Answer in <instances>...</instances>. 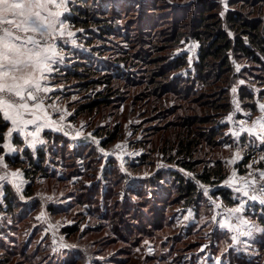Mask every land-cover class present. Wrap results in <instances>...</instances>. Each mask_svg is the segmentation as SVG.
Wrapping results in <instances>:
<instances>
[{
  "label": "rangeland",
  "instance_id": "374dc122",
  "mask_svg": "<svg viewBox=\"0 0 264 264\" xmlns=\"http://www.w3.org/2000/svg\"><path fill=\"white\" fill-rule=\"evenodd\" d=\"M104 1L94 9L108 10L115 30L101 37L88 33L99 31L95 24L75 25L69 17L75 8L94 6L91 0L83 6L77 0H46L45 11L39 9L44 27L35 32L32 26L24 32L2 25L38 43H29L31 60L24 57L31 66L3 78L21 85L30 79L20 89L24 98L0 93L13 105H0L9 122L0 155V264H264V70L241 51L230 50L236 73L223 85L230 107L219 117L211 103L203 106V99L218 92L217 83L215 88L203 86L211 93L195 104L196 113L207 118L198 126L204 135L194 147L195 169L183 167L169 160L183 136L172 125L181 110L170 111L191 101L176 97L175 82H170L163 95L173 98L155 109L156 99L146 95L147 80L153 69L178 56L188 60L179 73L195 72L202 43L191 30L199 0ZM204 1L216 2L232 40L236 29L228 12L257 16L264 24V1ZM174 16L180 25L174 24ZM143 22L149 32L143 31ZM173 29L169 43L161 39ZM141 45L143 53L160 61L138 58ZM75 69L82 74L75 75ZM206 75L213 79L215 73ZM202 84L196 82V95ZM28 91L36 98H29ZM246 91L254 93L253 106L241 95ZM93 101L96 106L90 108ZM169 120H174L172 126L154 131ZM55 135L62 141H54ZM111 135L115 137L109 141ZM39 146L49 158L43 174L32 177L27 160H10L22 157L25 147L35 153ZM204 168L224 178L205 182L197 175ZM172 171L196 182L202 194L198 202H187L180 194ZM6 186L14 196L9 207ZM219 187L230 191L232 203L215 194ZM65 226L78 230L66 233Z\"/></svg>",
  "mask_w": 264,
  "mask_h": 264
},
{
  "label": "trees",
  "instance_id": "16d2710c",
  "mask_svg": "<svg viewBox=\"0 0 264 264\" xmlns=\"http://www.w3.org/2000/svg\"><path fill=\"white\" fill-rule=\"evenodd\" d=\"M89 0H77L76 5L77 6H83V5H89ZM91 4H94V6H91L90 9L97 8L96 6L102 4V2H105L104 0H91ZM247 1H254V0H247ZM264 1V0H259ZM199 6H196L197 10L193 14L194 23L192 26V32L191 34L198 39L201 44V51L200 56L197 62L195 63L196 70L195 72L184 75L183 73H179L180 68L183 66L188 65L187 58L178 56L175 58H169L167 62H165V67H168V70L164 68L157 67L153 69V72H151L147 82H149L147 94L148 96H152L154 99H156V103L154 104L152 100V106L157 109V107L164 108V104L167 102L165 100H169L170 98H173L172 95L170 96H164L163 93L166 92L163 87H165L166 83L175 82L174 86H176V93H173L176 97H179L181 100H190V104H177L178 107H174L171 113L175 114V110H178V108L181 110L177 115L179 116L178 121L169 120V124L164 125H158L155 127L154 131L156 130H164L168 128L169 126H179L178 134L183 133V136L179 138L177 144L180 145L177 148V153L174 156H170L169 159L172 162L179 163L181 166L186 167L188 169H195L194 161L192 159V155L194 151L196 150L194 147L200 143V136L204 135V133L199 130L198 126L200 124H203L207 118L204 114L196 113V101L199 100V96H208V89H203V86L205 84L211 85L214 88L216 87L217 83V93L214 96H209L210 98H205L199 101L203 106L210 104V108H212L216 113H218V116L220 117L224 113H226L228 110L229 103L224 99L226 94H223V85L229 81L231 77L236 73L232 69L234 68L231 58H230V50H239L241 53H243L246 57H250L252 61H254L256 64H260V67L264 70V24L260 18L257 16H252L251 18L246 17L245 15H241L237 12L232 13V11L228 12L229 20L232 24V28L236 29V38L232 40V38L229 36L227 31L222 26V18L216 11L217 4L216 2H205L204 0H199ZM123 6V5H120ZM151 8V7H150ZM199 8V9H198ZM90 9H82L80 7L74 9V14L70 15L71 22H73L75 25H83L85 27H91V24H95L98 28V32H95L96 30L89 29L88 33L89 35L93 34L94 36H103L107 35L108 33H113L115 30V23L114 18H109L108 16V10H102L98 13V10H93L92 13ZM77 11V12H76ZM102 14V15H100ZM183 14L182 16H184ZM187 15V14H186ZM174 18V24H178V19L176 16ZM156 21V20H155ZM145 25H147L145 23ZM143 31L149 32V29L151 28L149 24L147 26H144L143 22ZM175 29V27H173ZM177 28V27H176ZM169 36H162L161 39L165 40L166 42H170L172 38H174L172 35H174V30ZM178 33V32H177ZM93 36V37H94ZM92 37V36H90ZM124 38V36H122ZM161 39H159L161 41ZM146 40H150L146 39ZM150 44L151 41H145ZM144 42V43H145ZM140 42H136L135 44H138ZM134 45V44H133ZM154 46H157L158 44H153ZM129 46V44H128ZM152 46V44H151ZM159 47H162L159 46ZM144 46H139V51L137 53V57L142 59V61L145 60V62H156L160 61L159 57L156 56H150L149 57L143 53ZM135 53V52H133ZM148 53V50H147ZM128 57H125L124 59H127ZM210 58L214 59L211 60ZM144 59V60H143ZM126 61V60H125ZM214 64V65H213ZM215 66L216 70L214 71L213 67ZM122 67L118 68L117 73L119 74L121 72ZM121 69V70H120ZM212 70L213 73H215L214 78L211 79V75H206V72ZM166 71H169L167 73ZM232 72V73H231ZM127 73V72H124ZM123 73V74H124ZM195 73V74H194ZM74 74L77 76H80L82 72L75 69ZM167 74L168 80H165V75ZM194 74V76H192ZM111 75V74H110ZM159 76L160 80L156 81V77ZM112 77V76H110ZM213 77V76H212ZM202 81V87L199 91V95L195 94L196 88V82ZM109 82V81H108ZM151 84V85H150ZM153 85V87H152ZM183 87L184 89L180 88ZM151 87V88H150ZM166 88V87H165ZM184 90V91H183ZM264 92V90H262ZM182 92V93H181ZM181 94V96L179 95ZM193 95V96H191ZM242 97L246 96L249 98L247 100V105H254L253 98L254 93L253 91H246L241 93ZM227 105L229 107H227ZM88 106L90 108H94L96 106V101H93L91 103H88ZM226 108V109H225ZM159 109V108H158ZM183 110L189 111L185 112L183 114ZM161 111V110H160ZM220 112V114H219ZM211 115V114H210ZM208 119L212 116H208ZM172 121L177 122L171 125ZM9 122L4 118V116L0 113V155L4 151V141H5V131L8 127ZM218 127H221L220 124H218ZM214 127V126H213ZM216 128V126H215ZM216 131L213 129L211 133V137L214 136ZM50 136L52 137V134L47 132L46 137L50 139ZM114 135H111L109 138V141L114 139ZM54 141H62V138L58 135H55L52 138ZM18 139H16L17 141ZM67 143V141H66ZM105 145L106 141L103 142ZM17 164L20 162H24L25 160L28 161L29 166L31 167V170L27 171L28 175H31L34 177L37 173L43 174L46 170V161H48V153L45 147L39 146L36 149V152L34 153L30 148L25 147L22 150V157L16 156L15 158L10 157V160H13ZM45 164V165H44ZM58 164V163H56ZM32 171V173H30ZM216 173L213 168H204L203 172L198 173V177H200L203 181L208 183H217L220 180L224 178L223 174L217 175L216 179L212 178V175ZM172 177H175L177 180V183L180 188V194L185 195L187 202H198V200L201 198V191L199 190L196 182L190 179H186L184 176L180 175L178 171H172L171 174ZM215 194H221V196L226 199L229 203H232V199L230 198V191L227 188L219 187L215 190ZM4 200L7 203V207L13 205V192L9 186H6V193L4 196ZM162 205V204H160ZM264 225V220H262ZM64 232L66 233H73L74 231L78 230L77 226H65L63 228Z\"/></svg>",
  "mask_w": 264,
  "mask_h": 264
},
{
  "label": "snow or ice",
  "instance_id": "6c2138e0",
  "mask_svg": "<svg viewBox=\"0 0 264 264\" xmlns=\"http://www.w3.org/2000/svg\"><path fill=\"white\" fill-rule=\"evenodd\" d=\"M46 0H0V93H11L15 96H19L23 99L22 92L20 89L32 83L30 79H23V84H7L3 82V78L8 76L9 73L19 72L22 68L30 67L26 60L20 59V57H27L28 60L32 58V50L26 48L25 43H17L21 41L19 35H14V33L7 27H2L4 23L8 25H13L17 30H22L24 32L29 31L30 26L31 31H38L44 25L40 23L41 13L39 11H34L33 8H42ZM19 10V11H16ZM5 13H10L11 15L18 17L19 22L14 20H6ZM28 43H38L33 40V37H27ZM38 56L39 54L36 53ZM50 70V69H49ZM11 79L13 81L17 80L15 75H12ZM36 89L39 90V85H36ZM47 91V89H44ZM28 97L35 99L36 97L32 95L31 91L27 93ZM7 104L8 107H13L11 103L0 97V105ZM21 107H27V105H20ZM14 122V121H13Z\"/></svg>",
  "mask_w": 264,
  "mask_h": 264
},
{
  "label": "crops",
  "instance_id": "0c3cea01",
  "mask_svg": "<svg viewBox=\"0 0 264 264\" xmlns=\"http://www.w3.org/2000/svg\"><path fill=\"white\" fill-rule=\"evenodd\" d=\"M53 1H56V0H53ZM43 7H44V5H43ZM39 9L41 10V12L45 11V10H42L41 8H33L34 11H39ZM16 11H19V10H16ZM4 15H5L6 20H14L16 22H19L18 17H15V16L11 15L10 13H5ZM41 23H43V22H41ZM34 26L35 25H32V27H34ZM17 43H25L26 44V48L28 49L29 43L27 42V40L21 39V41H17ZM20 58H22V57H20ZM23 59H24V57H23ZM11 74L12 73H9V75L5 76V78L9 77Z\"/></svg>",
  "mask_w": 264,
  "mask_h": 264
}]
</instances>
